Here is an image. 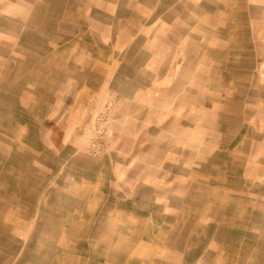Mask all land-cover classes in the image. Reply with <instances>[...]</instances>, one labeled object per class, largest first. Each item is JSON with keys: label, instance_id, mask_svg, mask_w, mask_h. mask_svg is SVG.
Listing matches in <instances>:
<instances>
[{"label": "rangeland", "instance_id": "rangeland-1", "mask_svg": "<svg viewBox=\"0 0 264 264\" xmlns=\"http://www.w3.org/2000/svg\"><path fill=\"white\" fill-rule=\"evenodd\" d=\"M0 264H264V0H0Z\"/></svg>", "mask_w": 264, "mask_h": 264}]
</instances>
